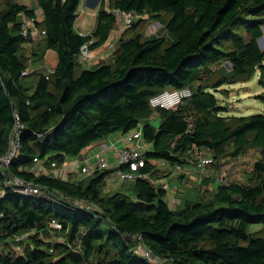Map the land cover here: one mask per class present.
<instances>
[{
    "label": "trees",
    "instance_id": "1",
    "mask_svg": "<svg viewBox=\"0 0 264 264\" xmlns=\"http://www.w3.org/2000/svg\"><path fill=\"white\" fill-rule=\"evenodd\" d=\"M35 3L43 13L35 25L44 33L29 50L33 39L23 36L21 23L36 18L35 8L0 0V160L18 122L19 146L6 171L44 190L16 192L0 165V264H153L139 254L134 234L161 264H264V114L224 115L215 95L258 71L263 90L255 97L264 104V0H102L86 35L75 27L80 0ZM115 7L133 11L136 20L121 32L111 63L84 68L80 47L107 40ZM167 13L173 40L147 36L143 26ZM47 49L57 53L56 66L23 75ZM222 61L229 67L214 70ZM183 87L192 94L176 110L150 106L156 93ZM137 127L151 145L140 169L149 178L109 188L111 169L61 177L64 163L93 142ZM195 149L212 159L203 173ZM253 149L260 155L245 181L218 178L207 187L214 162ZM35 158L57 174L34 172ZM158 160L184 171L186 164L196 167L200 182L191 194L184 190L179 207H171L170 186L162 188ZM255 223L262 226L251 231Z\"/></svg>",
    "mask_w": 264,
    "mask_h": 264
},
{
    "label": "built area",
    "instance_id": "2",
    "mask_svg": "<svg viewBox=\"0 0 264 264\" xmlns=\"http://www.w3.org/2000/svg\"><path fill=\"white\" fill-rule=\"evenodd\" d=\"M102 0H94L97 4ZM106 4L107 0H105ZM110 12L113 14L116 27L115 32L120 35L123 30L128 28L137 18V14L133 11H127L118 7L109 8ZM35 19L32 17H24L21 23V33L26 39L31 38L33 35V25ZM41 34L44 31L40 32ZM117 37V36H116ZM88 43L83 44L80 47L79 61L84 63L91 58V49ZM113 48V46L111 45ZM23 75L28 74V70L22 72ZM192 90L189 87H183L178 89H165L155 95L151 96L149 99L150 106L153 108L161 107L168 110H176L177 107L189 96H191ZM17 117V114H14ZM21 127L18 122L15 124V134L10 136L9 148L6 154L1 158V161L8 167L12 159L16 156V149L19 146V138H17V129ZM120 144L119 148L116 144ZM147 143L142 137L141 128L134 129L129 132H120L116 139L110 144L109 147H102L98 152L89 153L88 155L82 156L78 155L71 160H67L62 168V171H68L71 166H76L77 175H87L91 173L94 169H111V178L118 180L119 183L131 182L137 179H147L149 176L146 173L140 171L141 167L145 163V153L148 151L146 149ZM109 152L111 153V159L109 157ZM195 157L198 159L197 168L200 172L205 171L206 165H208L212 159L211 157L205 155L203 150H196L194 152ZM34 161V172L42 173L43 166L42 163L35 158ZM73 164V165H72ZM54 166V163H52ZM7 169V168H6ZM174 173L180 176L184 173V167L181 164H176L173 166ZM5 172V171H4ZM3 172V173H4ZM5 174V173H4ZM64 177V174H61ZM7 178V177H6ZM151 183H155L150 180ZM8 184L14 186V190L23 195H40L43 193V188L36 183L23 179L19 176L12 175L6 179ZM162 188H168V182L161 184ZM87 208H92L91 205H87ZM3 217V213L0 211V220ZM51 226L58 229L61 227L56 221L51 222ZM22 237H17L16 240H20ZM133 238L137 243H139V254L147 258L153 264H161L162 260L152 250L142 243V238L138 234H134Z\"/></svg>",
    "mask_w": 264,
    "mask_h": 264
},
{
    "label": "crops",
    "instance_id": "3",
    "mask_svg": "<svg viewBox=\"0 0 264 264\" xmlns=\"http://www.w3.org/2000/svg\"><path fill=\"white\" fill-rule=\"evenodd\" d=\"M21 3V2H19ZM22 4L27 5L28 7H34L35 8V22H41L43 19V13L41 8L37 7L35 0H25V2H23ZM36 5V7H35ZM97 9H98V4L96 2H94V0H80V4H79V8H78V12H77V17H76V23H75V27L78 30V32L82 35H86L88 33H90L94 22H95V16L97 13ZM157 20H151L148 21L146 24V27L149 24H154L155 25V30L152 32H147L148 34H155L158 33L160 29H162V27L157 23ZM33 25V35L31 36V38L33 39V42H27L25 44V46L27 47V49L31 50V47L33 46V44H35V42L41 40L42 38V34L40 33V26L37 27V25ZM148 29V28H147ZM165 35V34H164ZM117 36V37H116ZM120 35H118L115 32V29H113L107 40L99 47L95 48V49H91V58L89 59L90 62L94 61V62H100V61H104L105 59H107L109 57L110 54L113 53V50L115 48V43L117 41V39L119 38ZM111 45L113 46V48H111ZM33 59H39L38 57H32L30 60L32 61ZM48 59H51L52 63V67L54 68L56 66L57 63V53L52 50V49H47L44 54L42 55V58L39 59V61L41 62V65H39L36 68H32L30 69V65L28 67V74L31 73L32 71L36 70V71H41L43 72V69L46 67L47 64H50L48 62ZM87 60V61H89ZM84 68L86 67V63H82ZM45 73V72H44ZM119 133H114L109 135L107 138H105L104 140H101L100 143H97V141H95V145L91 146L89 145V147H87L84 151H82L80 153V155L85 156L88 155L89 153H94V152H98L102 147L106 146L109 147L110 144L116 139L117 135ZM94 143V142H93ZM119 143L116 144V146L119 148ZM146 149H151V145L147 144V146H145ZM109 157L110 159L111 157V153L109 152ZM73 159V158H71ZM69 159V160H71ZM43 172L42 173H50L51 170H48L47 166L43 163ZM154 163L157 165V168L160 169L162 171L161 175L163 178V181H167L169 186H170V191H169V195H168V199L170 201V203H174L175 205L180 204L181 200H182V194L184 190H186L187 188H191L192 186H194L195 181H199L200 182V176L196 170V167L193 164H186L185 165V171L183 176L184 177H178L177 175H175L174 173V169L173 166L168 163L165 162L163 160L161 161H154ZM73 165V164H72ZM72 168L69 169L68 171L63 172L62 174L67 175L68 173L73 175H76V177H78V173L76 171V166H71ZM34 170V169H33ZM57 174V170L53 169L51 172H53ZM68 172V173H67ZM40 174V173H37ZM209 175H210V170H209ZM214 176L212 175L211 178H213ZM218 178L211 180L210 179V183L209 185L207 183H205V185L209 188H214L216 185V181ZM158 180V179H157ZM203 184V183H202ZM201 184V185H202ZM205 185H202V188L204 189ZM119 184L118 183H113V184H108L109 188H116L118 187ZM1 191V189H0ZM180 191L181 194L179 195Z\"/></svg>",
    "mask_w": 264,
    "mask_h": 264
},
{
    "label": "rangeland",
    "instance_id": "4",
    "mask_svg": "<svg viewBox=\"0 0 264 264\" xmlns=\"http://www.w3.org/2000/svg\"><path fill=\"white\" fill-rule=\"evenodd\" d=\"M18 2H25V0H17ZM36 7V5H35ZM169 13L162 17L161 19L157 20V25L159 24L162 29L159 30L158 33H155L156 36L164 35L168 38L169 41H172L173 38L171 35L166 31L164 25L166 22V18L169 17ZM148 28V29H147ZM263 29V36L259 39V44L262 49H264V27ZM143 30L147 36V32H152L155 30L154 24H149L147 27L146 25L143 26ZM112 48V47H111ZM113 60L112 54L109 55L107 59L103 62L98 61H86V67L88 69H94L100 66L103 63H111ZM48 62H51V59H48ZM41 65L39 60L30 64V69L36 68ZM227 66L229 64L226 62H220L219 64L213 65L214 70L219 66ZM53 69L52 63L47 64L46 67L43 69V72L49 73ZM220 77V72L216 71L211 76L210 79L212 81L217 80ZM259 72L257 71L256 74L248 81L244 82H237L232 84H224L218 88V92H215V95L218 97L219 105L223 106L225 111H223L224 115H234V116H246L254 113H263L264 114V104L256 99V95L263 90V87L259 84ZM34 90L33 86L31 85L29 91L32 92ZM156 122V121H155ZM101 140L105 141L104 139L97 140V143H100ZM96 143H92L91 146H94ZM205 153V152H204ZM207 153H205L206 155ZM259 150L253 149L250 150L246 155L238 156V157H227L224 160L216 163L214 162L212 166H210L214 180L219 178L222 181H245V175L248 171L251 170L253 162L259 157ZM108 184L119 183L118 180L109 178L107 179ZM196 184V183H195ZM210 188V186H209ZM190 194L194 191L193 187L190 188ZM202 189V188H201ZM195 196L197 191L194 192ZM201 194V193H200ZM207 197V196H206ZM204 197V198H206ZM180 204L175 205L174 203L171 204V207H179ZM262 226L261 223H255L250 226L251 231H255Z\"/></svg>",
    "mask_w": 264,
    "mask_h": 264
},
{
    "label": "water",
    "instance_id": "5",
    "mask_svg": "<svg viewBox=\"0 0 264 264\" xmlns=\"http://www.w3.org/2000/svg\"><path fill=\"white\" fill-rule=\"evenodd\" d=\"M137 129H139V127H137ZM0 165H3L4 167H5V174H6V177L8 178L9 177V175H8V173H7V171H6V165L0 160Z\"/></svg>",
    "mask_w": 264,
    "mask_h": 264
}]
</instances>
